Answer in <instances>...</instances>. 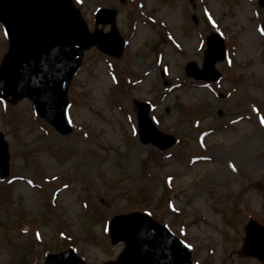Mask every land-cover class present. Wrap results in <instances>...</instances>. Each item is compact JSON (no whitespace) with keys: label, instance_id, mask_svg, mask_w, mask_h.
I'll return each mask as SVG.
<instances>
[{"label":"rangeland","instance_id":"374dc122","mask_svg":"<svg viewBox=\"0 0 264 264\" xmlns=\"http://www.w3.org/2000/svg\"><path fill=\"white\" fill-rule=\"evenodd\" d=\"M73 3L89 28L98 8L118 12L120 33L130 31L128 63L112 60L111 70L97 50L83 55L68 88L67 136L41 123L29 101L0 99L10 153L0 264H41L65 249L86 264L115 260L123 247L110 244L103 222L130 212L167 227L196 264H261L241 249L247 223L264 225V8L255 0ZM211 33L225 44L221 78L195 82L183 67L201 68L197 49ZM5 43L0 32V64ZM122 68L127 85L114 75ZM136 102L150 105V119L175 145L161 152L141 143Z\"/></svg>","mask_w":264,"mask_h":264},{"label":"water","instance_id":"95a60500","mask_svg":"<svg viewBox=\"0 0 264 264\" xmlns=\"http://www.w3.org/2000/svg\"><path fill=\"white\" fill-rule=\"evenodd\" d=\"M97 17V24L113 23L115 12L100 10ZM0 22L9 40L8 53L0 67V96L11 103L30 99L39 115L67 132L62 121L66 87L79 58L92 46L119 55L122 42L115 29L106 35L97 30L89 34L71 0H0ZM223 53L222 41L217 36L209 37L203 72L191 64L187 73L196 79L216 80L219 74L213 66L223 59ZM139 128L142 138L150 137L145 142L151 140L161 148L173 142L155 134L145 114L139 118ZM8 159L0 134V181L8 176ZM246 235L244 251L264 261V229L250 223ZM110 237L113 244L124 242L125 248L118 260L109 264H191L186 248L147 217L135 214L114 218ZM44 264L83 263L67 251L48 256Z\"/></svg>","mask_w":264,"mask_h":264},{"label":"snow or ice","instance_id":"6c2138e0","mask_svg":"<svg viewBox=\"0 0 264 264\" xmlns=\"http://www.w3.org/2000/svg\"><path fill=\"white\" fill-rule=\"evenodd\" d=\"M262 34H264V32H262ZM262 124H264V121H262Z\"/></svg>","mask_w":264,"mask_h":264},{"label":"bare ground","instance_id":"6f19581e","mask_svg":"<svg viewBox=\"0 0 264 264\" xmlns=\"http://www.w3.org/2000/svg\"><path fill=\"white\" fill-rule=\"evenodd\" d=\"M242 111H244V110H242Z\"/></svg>","mask_w":264,"mask_h":264}]
</instances>
